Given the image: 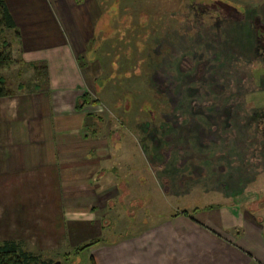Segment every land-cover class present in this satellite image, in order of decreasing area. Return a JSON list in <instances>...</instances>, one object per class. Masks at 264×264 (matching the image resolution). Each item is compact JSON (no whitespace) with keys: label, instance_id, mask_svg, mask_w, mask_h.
I'll use <instances>...</instances> for the list:
<instances>
[{"label":"rangeland","instance_id":"374dc122","mask_svg":"<svg viewBox=\"0 0 264 264\" xmlns=\"http://www.w3.org/2000/svg\"><path fill=\"white\" fill-rule=\"evenodd\" d=\"M138 2L137 12L132 6L115 15L123 22L117 29L106 24L111 7L103 9L99 34L78 60L90 63L85 94L99 102L86 125L105 137L119 135L110 149L130 154L132 202H140L132 204V231L231 200L258 207L264 203L263 25L213 0ZM54 21L41 19L51 41ZM38 85L47 87L42 79ZM122 205L96 217L118 230L127 224ZM68 239H53L44 246L49 251H38L35 236L16 242L44 261L90 264L86 251L75 254L81 244Z\"/></svg>","mask_w":264,"mask_h":264},{"label":"crops","instance_id":"0c3cea01","mask_svg":"<svg viewBox=\"0 0 264 264\" xmlns=\"http://www.w3.org/2000/svg\"><path fill=\"white\" fill-rule=\"evenodd\" d=\"M3 1L15 27L0 30L13 61L0 69V79L14 92L0 98V242L35 236L38 251H49L44 246L58 237L74 246L100 240L80 252L86 251L90 264H264V203L252 208L231 200L175 212L132 231V204L140 202H132L130 154L110 149L119 135L105 137L95 124L86 125L90 107L99 102L81 105L91 66L78 60L82 46L99 34L103 9L111 7L106 24L117 29L123 22L113 21L115 15L142 3ZM213 1L254 16L264 27V0ZM43 17L55 20L52 41L42 33ZM132 19V26L140 24ZM36 63L46 66L44 89L37 86ZM116 202L127 205L120 211L127 224L105 228L106 219L96 215Z\"/></svg>","mask_w":264,"mask_h":264},{"label":"trees","instance_id":"16d2710c","mask_svg":"<svg viewBox=\"0 0 264 264\" xmlns=\"http://www.w3.org/2000/svg\"><path fill=\"white\" fill-rule=\"evenodd\" d=\"M14 21L3 0H0V30L14 29ZM13 63L9 48L4 42H0V69L8 67ZM35 78L42 79L47 84L46 66L43 63L33 64ZM14 92L7 86V83L0 79V98L12 96ZM88 95L82 96L81 105L93 104L89 102ZM81 108V107H80ZM90 115L87 117L89 119ZM100 240H92L88 244L77 247L75 254L98 243ZM0 264H61L60 262H50L41 260L39 257L25 251L21 243L16 241H5L0 243Z\"/></svg>","mask_w":264,"mask_h":264}]
</instances>
